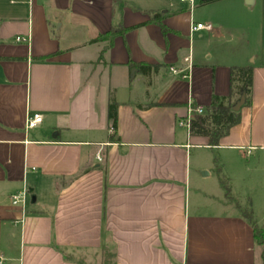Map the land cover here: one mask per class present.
<instances>
[{"label":"crops","instance_id":"0c3cea01","mask_svg":"<svg viewBox=\"0 0 264 264\" xmlns=\"http://www.w3.org/2000/svg\"><path fill=\"white\" fill-rule=\"evenodd\" d=\"M135 2L0 0V264H260L239 207L264 229V0ZM244 66L251 103L217 145L178 126Z\"/></svg>","mask_w":264,"mask_h":264},{"label":"trees","instance_id":"16d2710c","mask_svg":"<svg viewBox=\"0 0 264 264\" xmlns=\"http://www.w3.org/2000/svg\"><path fill=\"white\" fill-rule=\"evenodd\" d=\"M118 1L114 0V2ZM200 4L203 3L200 2ZM150 14L154 22H160L161 15L158 12ZM126 31L127 29L118 25L107 33L98 36L93 42L112 40L118 35H123ZM251 90L252 68L250 66L231 67L229 71L228 95L224 97L213 96L209 106L204 109L203 114L194 116L191 135L206 137L209 145H217L219 139L227 135L230 128L238 124L240 120V110L233 111L232 106L241 96L244 97L243 106H249L251 103ZM116 107L114 99L110 97L107 106V120L113 131L116 129ZM109 140H115L114 134L110 136ZM241 214L252 228L254 241L260 249V264H264V229L255 222L249 210L241 211Z\"/></svg>","mask_w":264,"mask_h":264},{"label":"built area","instance_id":"2783aa9c","mask_svg":"<svg viewBox=\"0 0 264 264\" xmlns=\"http://www.w3.org/2000/svg\"><path fill=\"white\" fill-rule=\"evenodd\" d=\"M181 3H185L190 10L195 7L196 0H179ZM210 24H194L190 27L191 32H196L198 30H210ZM16 42H24L27 41L24 38L16 37ZM188 59L185 58L184 61ZM172 73H176L175 70L171 69ZM204 112V108L200 106H190L188 109V113L185 119L178 121V126L182 127L186 130L188 135H191V128H192V120L194 119L195 115H202ZM42 122V115L39 113H32L28 114L26 117V128L33 129L37 127ZM110 133L113 134V130H110ZM98 162H101V158L99 154L96 156ZM29 199V195L26 189L21 190L20 192L14 193L10 197L11 204L13 206H19L21 209H24L25 205L27 204Z\"/></svg>","mask_w":264,"mask_h":264},{"label":"rangeland","instance_id":"374dc122","mask_svg":"<svg viewBox=\"0 0 264 264\" xmlns=\"http://www.w3.org/2000/svg\"><path fill=\"white\" fill-rule=\"evenodd\" d=\"M125 1H128V5H130V6H134V4L136 3L135 2V0H125ZM197 1V0H196ZM124 2V1H123ZM159 2H160V4L163 6V10H168V9H173V8H175V7H178V6H180V5H182V6H186V4L185 3H181V2H179V0H159ZM202 5H200V4H196V7L194 8V12H195V14L197 15V17L199 18V17H201V15H202V8H200ZM162 10V11H163ZM198 18H196V19H198ZM238 202V201H237ZM237 204V203H236ZM245 204H243L242 206H240L239 208H240V212L241 211H245V210H248V209H250V208H246V205L244 206Z\"/></svg>","mask_w":264,"mask_h":264},{"label":"water","instance_id":"95a60500","mask_svg":"<svg viewBox=\"0 0 264 264\" xmlns=\"http://www.w3.org/2000/svg\"><path fill=\"white\" fill-rule=\"evenodd\" d=\"M200 1H202V2H211L212 0H200ZM243 104H244V97L241 96V97L239 98V100H237V101L235 102V104L232 106V110H233V111H238V110H240V108L243 106ZM30 202H31V203L34 202V196H33V195H31V197H30Z\"/></svg>","mask_w":264,"mask_h":264}]
</instances>
